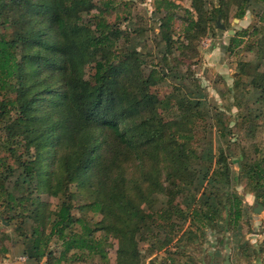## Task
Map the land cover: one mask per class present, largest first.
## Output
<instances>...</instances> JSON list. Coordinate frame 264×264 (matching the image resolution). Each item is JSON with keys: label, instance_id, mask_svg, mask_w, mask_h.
Segmentation results:
<instances>
[{"label": "trees", "instance_id": "1", "mask_svg": "<svg viewBox=\"0 0 264 264\" xmlns=\"http://www.w3.org/2000/svg\"><path fill=\"white\" fill-rule=\"evenodd\" d=\"M232 2L220 0L219 6L206 10L204 0H192L194 12L186 9L181 15L178 4L157 0L162 38L170 48L194 47L213 21L227 17ZM247 2L240 4L238 17L244 16ZM121 3L0 0V201L11 209L21 207L24 218L36 222L27 253L37 261L47 257V264H61L89 255L114 264L107 250L109 238L114 237L124 264H142L139 243L160 239L153 226L166 231V245L177 235L179 222L166 219L163 211L190 221L177 241L194 245L199 234L192 226L199 230L223 217L227 229L236 228L242 218L237 193L203 188L200 197L196 192L189 165L197 161L196 150L206 138L200 136L205 132L203 109L191 101L160 98L159 87L167 83L168 73L159 66L149 67L132 47L129 30H139L121 27L132 17L130 1L124 2V14L118 11ZM179 18L181 33L176 39ZM238 41L233 37V43ZM135 68L143 74L141 81ZM255 87L264 101V71L256 72ZM101 137L95 187L80 184L95 196L81 209L102 216L93 223L87 214L73 212L75 194L69 186L74 181L84 183L80 177L91 164L95 140ZM50 149L48 162L57 167L53 180L48 178L52 165L47 164V170L42 165L45 150L49 154ZM134 155L139 170L125 173L121 161ZM242 168L248 190L264 205V156ZM17 169L13 188L21 196L6 188ZM205 179L215 186L231 183L232 168L224 148H218ZM40 190L59 198L55 212L44 210L39 197L33 196ZM158 193L167 201L156 212L146 211L145 205ZM5 217L11 223L12 216ZM53 240L58 250L51 248Z\"/></svg>", "mask_w": 264, "mask_h": 264}, {"label": "rangeland", "instance_id": "2", "mask_svg": "<svg viewBox=\"0 0 264 264\" xmlns=\"http://www.w3.org/2000/svg\"><path fill=\"white\" fill-rule=\"evenodd\" d=\"M119 12L124 14V2L130 1L132 17L124 20L121 27L138 29L132 33V47L138 50L142 59L149 67L159 66L168 73L167 83L159 87L160 98L182 99L199 104L203 109L206 123L203 143L198 145L196 154L198 159L190 164L189 174L194 180L195 190L201 197L203 188L217 189L221 192L237 193L242 199V218L236 228L227 229L225 218H220L217 223L197 229L199 239L195 245L186 241L178 242L177 238L189 226L190 221L163 211L166 219L170 218L179 222L174 240L166 245L164 242L166 231L159 230L160 239H149L139 243L142 264H225L229 255L231 264H264V205L255 194L248 190V178L242 168L245 162H252L264 156V101L260 100V91L255 87L256 72L264 71V3L258 0H248L244 3L245 14L237 16V11L243 0H234L228 6L227 17L219 16L211 23V28L201 35L194 47L178 50L167 46L160 32V18L162 13L156 10L157 0H121ZM180 7L178 12L183 15L186 9L194 12L192 0H170ZM205 9L209 10L219 6L220 0H204ZM165 9V7H162ZM164 12V11H163ZM195 15L196 12H195ZM115 16L111 17L114 20ZM182 19L176 23L178 29L174 38H180ZM255 29V31H254ZM248 32L247 35H243ZM233 37L239 40L233 43ZM167 56L168 60L163 58ZM147 70V69H146ZM138 81L144 77L138 68L134 69ZM183 128L186 124H181ZM222 132L225 136L222 137ZM103 137L95 140L92 148V161L80 179L84 183L74 181L70 184L74 192L75 208L73 212L80 216L87 214L95 223L102 218L92 211L81 209L84 202L91 201L95 196L84 186H94L97 181L96 155L98 146ZM224 148L229 157L232 168V179L229 185L208 184L207 169L214 160L218 148ZM49 149V148H48ZM47 149V150H48ZM43 157L42 165L48 168L51 164L48 178L53 180L57 174V167L48 162L52 151ZM138 159H123L121 165L125 173L138 172ZM122 169V171H123ZM14 174L6 181V188L14 190L21 196L20 191L13 188L17 175ZM84 184V186L80 185ZM39 197L42 207L50 212H55L59 198L44 190L36 191L33 195ZM167 201V196L158 193L153 196L150 204L145 205V210L156 212ZM26 202V201H25ZM263 209L257 213L258 204ZM184 206V205H183ZM187 210V208H186ZM22 208H9L0 201V264H47V257L37 261L27 253L31 247L32 228L36 222L24 218ZM12 216L11 223L5 216ZM179 226L182 228L179 229ZM179 232V233H178ZM102 232H98L101 235ZM179 234V235H178ZM51 248L58 250L59 244L53 240ZM119 241L111 237L107 243L108 257L111 263L124 264L122 256L118 253ZM73 251L69 254L71 256ZM58 251L56 255H58ZM83 259L69 258L61 264H106L100 256L86 255Z\"/></svg>", "mask_w": 264, "mask_h": 264}, {"label": "water", "instance_id": "3", "mask_svg": "<svg viewBox=\"0 0 264 264\" xmlns=\"http://www.w3.org/2000/svg\"><path fill=\"white\" fill-rule=\"evenodd\" d=\"M262 209H263V205L259 203L255 208V212L259 213ZM225 264H231L229 255L226 257Z\"/></svg>", "mask_w": 264, "mask_h": 264}]
</instances>
